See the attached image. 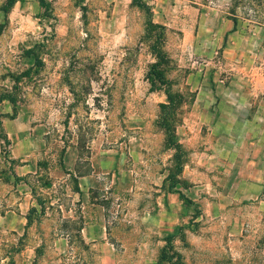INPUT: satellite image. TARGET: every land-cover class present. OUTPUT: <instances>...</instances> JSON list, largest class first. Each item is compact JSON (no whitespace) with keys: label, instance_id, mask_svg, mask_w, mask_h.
I'll return each mask as SVG.
<instances>
[{"label":"rangeland","instance_id":"1","mask_svg":"<svg viewBox=\"0 0 264 264\" xmlns=\"http://www.w3.org/2000/svg\"><path fill=\"white\" fill-rule=\"evenodd\" d=\"M9 1L0 0V264H264L262 247L207 249L196 236L208 206L194 199L212 193L190 179L201 149L184 128L196 87L264 88V0H180L164 31L131 0H18L5 15ZM194 9L206 23L195 33ZM212 21L234 25L217 44ZM188 33L202 38L186 43ZM168 90L181 99L169 121L181 174L163 125Z\"/></svg>","mask_w":264,"mask_h":264},{"label":"crops","instance_id":"2","mask_svg":"<svg viewBox=\"0 0 264 264\" xmlns=\"http://www.w3.org/2000/svg\"><path fill=\"white\" fill-rule=\"evenodd\" d=\"M133 1L129 2L132 6ZM144 1L151 8L152 23L173 26L170 23L180 12L175 3L180 0ZM192 7L188 8L190 12ZM186 10L187 7L184 11L188 13ZM194 10L195 33L206 23L197 20L200 11ZM211 24L207 26L208 40L215 44L224 40L234 26L230 21ZM197 38L202 37L188 33L182 41L193 44ZM235 49L228 46L231 62L235 61V56H230ZM196 92L194 110L184 128L194 133L188 135L189 141L198 143L201 150H195L194 165L187 169L192 182L200 183L212 193L211 198L194 199L208 206L205 216L197 219L202 222L205 217L206 227L202 228L200 223L196 236L208 244L207 249H217L212 240L221 242L222 249H261L258 246L263 249L264 201L259 202V198L264 194V88L232 82L222 87H196ZM8 223V216L1 214L0 225ZM21 223L26 225V216L17 218L16 225ZM197 248L203 249L199 244Z\"/></svg>","mask_w":264,"mask_h":264},{"label":"trees","instance_id":"3","mask_svg":"<svg viewBox=\"0 0 264 264\" xmlns=\"http://www.w3.org/2000/svg\"><path fill=\"white\" fill-rule=\"evenodd\" d=\"M18 1V0H10L7 4L5 5H2V11L4 12L5 15H7L9 13V9L14 5V3ZM243 1H246V0H243ZM133 5L134 6H138L140 7L141 9H143L146 14H147V18L149 20L148 22V28H152V29H160L161 31H164L165 27L163 26H159V25H156L154 23H152V20H151V17H152V12H151V8L147 5L146 2L142 1V0H134L133 1ZM157 67V64L154 65L153 67V72H154V76L155 78L160 82L162 83L163 85H167L168 84V81L164 78V72L162 70V68H156ZM156 68V69H155ZM158 69V70H157ZM20 80V77H16L15 78V81L16 82H19ZM166 95H167V99H168V104H164L162 105V109L164 110V112H166V114L164 115V126H165V129L166 131L170 132L169 136H168V140L169 142L172 143L174 149L176 150V155H174V159H176V161L178 162L177 164V167H178V170H179V173L181 174V172L183 171V165H179V162L181 161L180 158H182L183 156V151H181V145H179L177 142H176V137H175V129L176 127L175 126H171V123H169L170 121V114L175 111V106H179L181 104V99H177L176 95H172L170 93V91H166ZM6 99L8 101H10V103H12V105L16 106V98L14 96L13 93H8L6 95ZM9 142V141H7Z\"/></svg>","mask_w":264,"mask_h":264}]
</instances>
